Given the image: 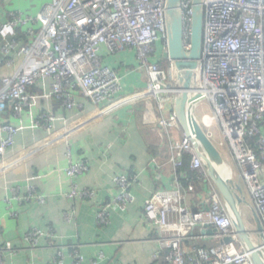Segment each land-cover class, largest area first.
Wrapping results in <instances>:
<instances>
[{
	"label": "built area",
	"instance_id": "built-area-1",
	"mask_svg": "<svg viewBox=\"0 0 264 264\" xmlns=\"http://www.w3.org/2000/svg\"><path fill=\"white\" fill-rule=\"evenodd\" d=\"M191 3L181 0L185 50L190 48ZM164 5L165 0H50L35 16L10 13L0 25V66H16L10 77L0 78V165L16 134L25 129L2 118H20L26 108L33 107L38 97L29 90L38 82L49 79L44 98L61 100L66 109L74 106V91L97 107L118 99L121 78L104 63L99 55L101 46L113 55L134 51L138 69L147 78L143 93L161 111L159 127L168 135L179 129L169 69L162 68L156 58L157 47L166 52ZM22 29L28 41L25 45L16 40ZM200 82L202 97L193 104L192 115L196 120L197 106L206 101L209 113L202 117L200 127L234 173L228 181L255 219L256 226L246 228L264 259V0H204ZM54 121L51 113L42 112L30 126L46 131ZM170 148L168 164L174 173L181 166L182 155L189 154L191 169L206 177L198 154L202 151L197 152L190 139L184 136ZM85 168L79 163L65 173L73 178ZM177 176L175 189L156 191L144 205L146 220L160 235L152 264H252L221 194L208 181L206 209L190 210ZM113 182L118 193L112 195L111 203L125 208L132 202L130 179L118 176ZM93 194L89 190L82 193L86 198ZM105 210L97 212L98 225L107 223ZM195 229L214 233L195 236ZM43 236L34 230L25 239L35 246ZM208 237L220 244L185 247L188 241ZM226 238L230 242L221 243ZM4 252L14 250L9 244L1 247L0 264ZM73 258L76 264L82 262L77 251Z\"/></svg>",
	"mask_w": 264,
	"mask_h": 264
},
{
	"label": "crops",
	"instance_id": "crops-1",
	"mask_svg": "<svg viewBox=\"0 0 264 264\" xmlns=\"http://www.w3.org/2000/svg\"><path fill=\"white\" fill-rule=\"evenodd\" d=\"M49 2L0 0V25L10 13L35 16ZM24 40L21 45L27 44ZM2 45L0 38V58ZM99 55L121 78L122 93L114 103L97 107L74 91V106L66 109L63 101L44 98L51 84L47 79L29 90L38 97L33 107L20 118H2L25 127L0 165V248L9 244L14 250L2 254V264H76L75 251L82 257L80 264L153 263L160 235L146 220L144 205L156 191L175 189L176 173L168 164L170 144L184 134L179 128L168 135L159 127L161 111L143 93L147 78L138 69L134 51L113 55L101 46ZM156 58L165 63L163 47H157ZM15 66L2 63L0 78L10 77ZM42 112L55 118L46 131L30 126ZM79 163L85 171L68 177L65 170ZM219 169L228 177L224 167ZM118 176L130 179L132 202L125 208L111 203L118 193L113 182ZM86 190L93 191L91 198L82 195ZM187 198L191 209H206L200 193ZM101 208L106 209L104 225L96 219ZM34 230L44 236L32 246L25 238ZM194 235L201 236V230L195 229ZM219 244L208 237L188 241L185 247Z\"/></svg>",
	"mask_w": 264,
	"mask_h": 264
},
{
	"label": "water",
	"instance_id": "water-1",
	"mask_svg": "<svg viewBox=\"0 0 264 264\" xmlns=\"http://www.w3.org/2000/svg\"><path fill=\"white\" fill-rule=\"evenodd\" d=\"M190 21V48L185 50V30L181 0H165V48L169 63L170 86L173 90L172 108L179 128L191 140L194 149L203 160V167L211 186L222 196L228 206L232 223L239 240L250 252L252 264H264L261 253L246 228L242 213V199L236 189L217 169L221 157L214 143L206 136L192 115V106L201 99V52L203 44L204 0H192ZM206 228H208L206 226ZM214 231L207 229L202 234L212 236ZM226 238L221 243H229Z\"/></svg>",
	"mask_w": 264,
	"mask_h": 264
},
{
	"label": "trees",
	"instance_id": "trees-1",
	"mask_svg": "<svg viewBox=\"0 0 264 264\" xmlns=\"http://www.w3.org/2000/svg\"><path fill=\"white\" fill-rule=\"evenodd\" d=\"M17 41L24 42V36L22 30L17 32ZM164 64H161L162 68L168 69L169 63L166 59ZM191 156L189 154H183L181 157V166L177 169L178 184L182 192L192 194L196 196V193L206 198L208 192V181L204 175L198 174L197 172L190 169ZM189 203V202H188ZM187 203V204H188ZM188 207L190 210L189 204Z\"/></svg>",
	"mask_w": 264,
	"mask_h": 264
},
{
	"label": "rangeland",
	"instance_id": "rangeland-1",
	"mask_svg": "<svg viewBox=\"0 0 264 264\" xmlns=\"http://www.w3.org/2000/svg\"><path fill=\"white\" fill-rule=\"evenodd\" d=\"M193 110H195V108ZM195 113H196V120L198 121V123H200V126H201L202 117L209 113V107H208V104L206 103V101H201L199 103V105L197 106V109L195 110ZM221 167H224V169L227 171V173H229L227 175H229L231 177L234 176L233 171H231L230 165L225 160L221 161L220 168ZM242 210H243L242 216H243L244 222L247 225H249V223H250L253 226H256V222H255L253 215L251 214V212L249 210H247L245 208V206L243 204H242Z\"/></svg>",
	"mask_w": 264,
	"mask_h": 264
},
{
	"label": "bare ground",
	"instance_id": "bare-ground-1",
	"mask_svg": "<svg viewBox=\"0 0 264 264\" xmlns=\"http://www.w3.org/2000/svg\"><path fill=\"white\" fill-rule=\"evenodd\" d=\"M220 164H221V163H220ZM217 172H218L221 176L225 177V176L221 173L220 169H219V170L217 169ZM229 178H231V176L228 175V177H226V179H229Z\"/></svg>",
	"mask_w": 264,
	"mask_h": 264
}]
</instances>
